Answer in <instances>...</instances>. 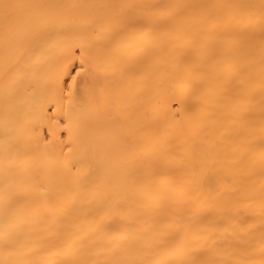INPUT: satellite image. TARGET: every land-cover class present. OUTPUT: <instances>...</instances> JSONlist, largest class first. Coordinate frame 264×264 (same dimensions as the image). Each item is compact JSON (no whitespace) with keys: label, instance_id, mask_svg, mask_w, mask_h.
<instances>
[{"label":"bare ground","instance_id":"obj_1","mask_svg":"<svg viewBox=\"0 0 264 264\" xmlns=\"http://www.w3.org/2000/svg\"><path fill=\"white\" fill-rule=\"evenodd\" d=\"M0 264H264V0H0Z\"/></svg>","mask_w":264,"mask_h":264},{"label":"rangeland","instance_id":"obj_2","mask_svg":"<svg viewBox=\"0 0 264 264\" xmlns=\"http://www.w3.org/2000/svg\"><path fill=\"white\" fill-rule=\"evenodd\" d=\"M78 68H79V65L76 64V65L74 66V68H73V74H76V71L78 70Z\"/></svg>","mask_w":264,"mask_h":264}]
</instances>
